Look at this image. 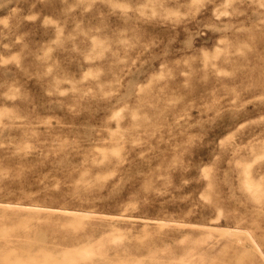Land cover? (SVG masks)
<instances>
[{"label":"rangeland","instance_id":"374dc122","mask_svg":"<svg viewBox=\"0 0 264 264\" xmlns=\"http://www.w3.org/2000/svg\"><path fill=\"white\" fill-rule=\"evenodd\" d=\"M0 264H264V0H0Z\"/></svg>","mask_w":264,"mask_h":264},{"label":"bare ground","instance_id":"6f19581e","mask_svg":"<svg viewBox=\"0 0 264 264\" xmlns=\"http://www.w3.org/2000/svg\"><path fill=\"white\" fill-rule=\"evenodd\" d=\"M80 226V225H79ZM86 252V251H85ZM64 256V255H63ZM84 257V256H83ZM62 259H64V258H62Z\"/></svg>","mask_w":264,"mask_h":264}]
</instances>
